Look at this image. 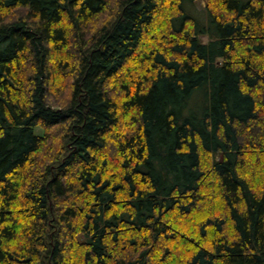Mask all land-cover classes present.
Listing matches in <instances>:
<instances>
[{
	"label": "trees",
	"instance_id": "obj_1",
	"mask_svg": "<svg viewBox=\"0 0 264 264\" xmlns=\"http://www.w3.org/2000/svg\"><path fill=\"white\" fill-rule=\"evenodd\" d=\"M196 1L0 0V264H264V0Z\"/></svg>",
	"mask_w": 264,
	"mask_h": 264
},
{
	"label": "rangeland",
	"instance_id": "obj_2",
	"mask_svg": "<svg viewBox=\"0 0 264 264\" xmlns=\"http://www.w3.org/2000/svg\"><path fill=\"white\" fill-rule=\"evenodd\" d=\"M196 2H197L196 3L197 9L204 12V3H203V1L202 0H197ZM200 38H201V40L203 42H207V40H208V38L206 36H201ZM216 158H217V156H216Z\"/></svg>",
	"mask_w": 264,
	"mask_h": 264
}]
</instances>
